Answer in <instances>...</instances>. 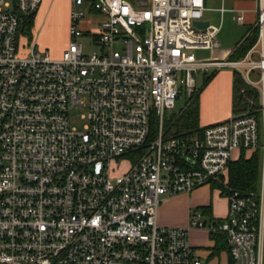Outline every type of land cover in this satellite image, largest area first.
Listing matches in <instances>:
<instances>
[{
	"label": "built area",
	"instance_id": "2783aa9c",
	"mask_svg": "<svg viewBox=\"0 0 264 264\" xmlns=\"http://www.w3.org/2000/svg\"><path fill=\"white\" fill-rule=\"evenodd\" d=\"M43 1L0 0V264H205L193 230L225 234L234 264H264V0L257 40L234 60L214 57L221 26L195 24L206 0H71L68 45L54 58L21 44ZM86 20L95 32L80 29ZM85 37L99 53H86ZM222 69L252 90L247 109L166 127L197 76ZM77 106L83 131L70 124ZM257 151L258 189L228 194L226 217L192 208L187 226L159 223L164 198L227 183L230 164Z\"/></svg>",
	"mask_w": 264,
	"mask_h": 264
},
{
	"label": "crops",
	"instance_id": "0c3cea01",
	"mask_svg": "<svg viewBox=\"0 0 264 264\" xmlns=\"http://www.w3.org/2000/svg\"><path fill=\"white\" fill-rule=\"evenodd\" d=\"M233 4H234V8H227L226 0H222L221 6L215 8V10L221 13L222 18L223 15L228 11H241L242 14L244 15V22L241 24H247V23L250 25L256 24L258 17V13H257L258 0H233ZM207 6H208V0H207ZM41 8L42 6L39 8L36 14L34 26L36 24H39L40 18L42 19L43 17L42 13L41 15H39ZM222 8L225 9L224 12L221 10ZM204 21H209V20L204 18ZM209 22L210 24L215 25L211 21ZM247 34L243 36V38L235 46L230 45V46L222 47L220 45V48L218 51L215 52L214 57H217L218 59H232V60L237 59L234 58L235 57L234 52L237 46L246 38ZM68 41H69V33H68ZM210 57H212L211 52H210ZM234 79H235L234 71L230 69H222L219 71H215L213 73V76L210 77L207 82L204 81L201 84L199 88L200 90L198 91L199 127H204L225 121L234 114L233 112ZM247 154L249 155L251 153L247 152ZM207 189H209V185L198 188L195 191H193L191 194H180V195L164 198L159 209V223L162 226H171V227L187 226L189 212L192 208H200L202 210L209 209L211 213L210 216H213L214 218L220 219L226 217L228 213L227 195L224 196L221 194V190H217L222 195L223 200L225 201L226 204H225V208L214 209L212 203L208 201L207 197L204 194V191ZM190 239L193 246H195L199 250L201 258L203 259L205 264H234L228 250H222L221 252L216 253L215 251L216 242L208 231L193 230L190 234Z\"/></svg>",
	"mask_w": 264,
	"mask_h": 264
},
{
	"label": "rangeland",
	"instance_id": "374dc122",
	"mask_svg": "<svg viewBox=\"0 0 264 264\" xmlns=\"http://www.w3.org/2000/svg\"><path fill=\"white\" fill-rule=\"evenodd\" d=\"M222 0H208L207 10L204 13V18L211 21L213 24L220 26L218 40L222 47L224 46H235L247 33L255 35L257 34L256 24H241L238 22L237 17L242 14L241 11H228L223 15L217 12L215 8L220 7ZM50 5V7H49ZM40 9L42 13V19L40 18L39 24H36L32 29V38L25 35V25L23 23L21 32L22 39L21 44L24 45L26 40H33L37 42L38 51H48L54 58L61 56L63 50L68 43V28H69V13L71 8V0H44ZM227 8H234L233 0H226ZM97 21L104 20V16L95 15ZM39 19V18H38ZM83 31L97 30V26L91 22L83 21L79 25ZM249 31V32H248ZM252 32V33H251ZM86 46V53L91 54L93 52H100V47L91 43L90 38L85 37L81 40ZM91 43V44H90ZM30 44V43H29ZM116 50L122 51L124 46L121 42H116L114 45ZM196 55L199 58H209L210 52L206 50L196 51ZM214 72L208 74H201L197 76L198 89L201 84L207 82L210 77L213 76ZM200 90V89H199ZM255 97V95H253ZM191 100L185 94L182 95L176 103L173 110L166 111V127H170V124L174 123V119L179 117L181 112L186 108L187 103ZM199 111V101L194 104L193 108ZM85 107H74L69 112L70 124L78 130L83 131L87 123V120L83 119L82 116L86 113ZM252 154V153H251ZM209 189L204 191L208 201L212 203L214 209L225 208V201L223 200L219 188H215L212 184H208ZM207 186V185H206ZM204 187V186H203Z\"/></svg>",
	"mask_w": 264,
	"mask_h": 264
},
{
	"label": "trees",
	"instance_id": "16d2710c",
	"mask_svg": "<svg viewBox=\"0 0 264 264\" xmlns=\"http://www.w3.org/2000/svg\"><path fill=\"white\" fill-rule=\"evenodd\" d=\"M36 14L25 16V35L32 38V29L35 24ZM252 33V32H251ZM257 34H249L246 38L237 46L234 52V58L240 59L246 55L248 50L254 45L257 40ZM245 89L246 94H242L241 90ZM252 90L248 88L242 77L235 73L234 79V101L233 112L238 113L247 109V98L252 95ZM190 102L187 103L184 111L179 117L174 119V123L170 124V128L177 133L188 132L199 128V111L193 108L194 104L198 102V93L190 98ZM256 104H258V97L255 94ZM258 106V105H255ZM260 169H261V154L259 151L252 154L243 152L241 157L230 164L227 183H213L215 188L221 190L222 195H228L232 191H240L242 193H250L257 191L260 182ZM204 213L211 215L209 209L203 210ZM215 244L216 253L222 250H228L227 237L225 234H218L212 237Z\"/></svg>",
	"mask_w": 264,
	"mask_h": 264
},
{
	"label": "water",
	"instance_id": "95a60500",
	"mask_svg": "<svg viewBox=\"0 0 264 264\" xmlns=\"http://www.w3.org/2000/svg\"><path fill=\"white\" fill-rule=\"evenodd\" d=\"M206 2H207V0H206ZM195 24L199 28H206L207 26L210 25V22L209 21H197Z\"/></svg>",
	"mask_w": 264,
	"mask_h": 264
}]
</instances>
